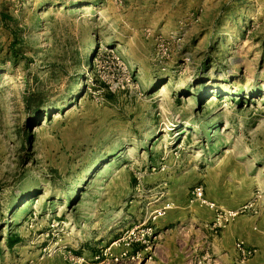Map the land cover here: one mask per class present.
<instances>
[{
    "label": "rangeland",
    "instance_id": "obj_1",
    "mask_svg": "<svg viewBox=\"0 0 264 264\" xmlns=\"http://www.w3.org/2000/svg\"><path fill=\"white\" fill-rule=\"evenodd\" d=\"M216 167L264 199V0H0V264H138L129 202Z\"/></svg>",
    "mask_w": 264,
    "mask_h": 264
},
{
    "label": "crops",
    "instance_id": "obj_2",
    "mask_svg": "<svg viewBox=\"0 0 264 264\" xmlns=\"http://www.w3.org/2000/svg\"><path fill=\"white\" fill-rule=\"evenodd\" d=\"M201 178L199 173L181 172L171 186L156 184V181L147 193L138 194L141 198L130 201L126 208L120 203L116 205L120 210L125 208L122 219L129 218L127 225L140 224L152 231L150 248L145 249L139 243L133 245V251L151 256L138 264H200L199 259L204 264V255L210 257L207 264H264V199L256 196V182L243 170L232 175L223 167L210 168V182L205 187L202 185L209 202L227 210L250 206L214 232L215 209L190 201L191 188L201 185L200 180L205 181ZM165 204H169L165 213L152 219L153 211ZM118 211L117 222L122 221ZM115 238L112 246L116 245ZM236 240L256 247L257 253L241 261L235 249ZM114 249L118 252L121 247Z\"/></svg>",
    "mask_w": 264,
    "mask_h": 264
},
{
    "label": "built area",
    "instance_id": "obj_3",
    "mask_svg": "<svg viewBox=\"0 0 264 264\" xmlns=\"http://www.w3.org/2000/svg\"><path fill=\"white\" fill-rule=\"evenodd\" d=\"M190 201H197L200 204L208 205L209 207H212L215 209V219L212 222V227L214 229V232H217L219 229L223 228L225 225H227L231 220L235 218L236 215H238L240 212L245 211L250 206H244L237 210H227L222 208H217L214 203L209 202L204 195V189L202 185H195L190 190ZM169 207V204H165L163 207L154 210L152 219H155V217L163 215L165 213L166 208ZM152 231L150 228H144L140 224L133 225L121 235L119 236L113 243H116L118 246H122V251L118 254L113 256V260L115 262H120L123 259H131L136 262H141L142 260H147L151 258L150 255L141 254L139 250L133 251V245L136 243H139L141 245H145V249L150 248L151 240L149 237L151 236ZM235 249L239 253V258L241 261H245L249 258H251L253 255H255L258 251V249L254 246L248 245L243 240H236L235 241ZM99 257V256H98ZM97 257V258H98ZM204 264H207V261L209 260L208 255H204ZM203 260L199 259V263H202Z\"/></svg>",
    "mask_w": 264,
    "mask_h": 264
},
{
    "label": "trees",
    "instance_id": "obj_4",
    "mask_svg": "<svg viewBox=\"0 0 264 264\" xmlns=\"http://www.w3.org/2000/svg\"><path fill=\"white\" fill-rule=\"evenodd\" d=\"M15 42H13L11 45L13 46ZM14 53H16V51H13ZM79 62H82V56L79 57ZM86 66L92 70L93 69V66H92V55L89 54L88 56V59H87V64ZM83 87H81L82 89ZM21 241V237L20 235H15V236H9L8 237V240H7V244H8V247H13L16 243L20 242Z\"/></svg>",
    "mask_w": 264,
    "mask_h": 264
}]
</instances>
